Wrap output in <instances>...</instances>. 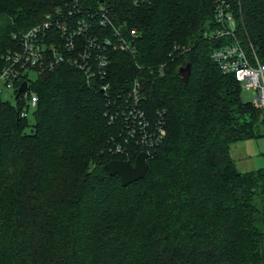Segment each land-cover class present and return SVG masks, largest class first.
Masks as SVG:
<instances>
[{"label": "trees", "instance_id": "16d2710c", "mask_svg": "<svg viewBox=\"0 0 264 264\" xmlns=\"http://www.w3.org/2000/svg\"><path fill=\"white\" fill-rule=\"evenodd\" d=\"M62 0H0L2 55ZM107 3L135 52H110V93L139 83V104L164 134L141 178L122 186L104 164L117 121L107 97L66 65L29 81L36 102L0 97V264H264V166L239 171L232 142L264 135V108L210 58L211 0ZM235 38L264 62V0H234ZM188 63L185 82L178 68ZM160 70V71H159ZM21 95V94H18ZM17 95V96H18Z\"/></svg>", "mask_w": 264, "mask_h": 264}, {"label": "built area", "instance_id": "2783aa9c", "mask_svg": "<svg viewBox=\"0 0 264 264\" xmlns=\"http://www.w3.org/2000/svg\"><path fill=\"white\" fill-rule=\"evenodd\" d=\"M83 2L62 0L17 36L18 47L2 55L0 97L10 98L11 101L5 100L12 104L22 100L18 115L28 117L36 102V95L28 89L29 81L44 69L64 64L79 71L86 85L98 87L106 95L109 105L104 114L109 122L117 121L118 126L110 138V152L126 155L127 145L132 144L147 155V150L164 134L160 115L152 119L140 106L137 79L127 90L112 94L104 80L110 52L133 54L136 33L126 32L124 23L115 24L104 1L95 7H85ZM211 2L212 28L208 38L218 43L211 48L210 58L220 71L231 74L241 88L250 91L254 107L264 108V62L258 60L250 46H243L235 38L234 0ZM22 81L25 90L20 92Z\"/></svg>", "mask_w": 264, "mask_h": 264}, {"label": "rangeland", "instance_id": "374dc122", "mask_svg": "<svg viewBox=\"0 0 264 264\" xmlns=\"http://www.w3.org/2000/svg\"><path fill=\"white\" fill-rule=\"evenodd\" d=\"M240 97L243 101H250L251 93L240 87ZM2 98L11 101L8 97L2 96ZM229 154L239 171L264 166V135L232 142L229 146Z\"/></svg>", "mask_w": 264, "mask_h": 264}, {"label": "water", "instance_id": "95a60500", "mask_svg": "<svg viewBox=\"0 0 264 264\" xmlns=\"http://www.w3.org/2000/svg\"><path fill=\"white\" fill-rule=\"evenodd\" d=\"M188 70V63L178 68V72L183 82L187 79ZM24 90L25 82L22 81L18 87V91L23 92ZM104 168L109 175H117L120 185L124 186L144 175L147 169L146 152H138L133 158L132 163L123 159H110L104 164Z\"/></svg>", "mask_w": 264, "mask_h": 264}]
</instances>
